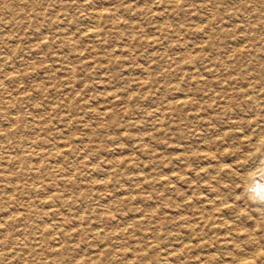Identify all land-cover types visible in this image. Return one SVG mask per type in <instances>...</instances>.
Here are the masks:
<instances>
[{"label": "rangeland", "instance_id": "obj_1", "mask_svg": "<svg viewBox=\"0 0 264 264\" xmlns=\"http://www.w3.org/2000/svg\"><path fill=\"white\" fill-rule=\"evenodd\" d=\"M260 141L264 0H0V264H264Z\"/></svg>", "mask_w": 264, "mask_h": 264}, {"label": "bare ground", "instance_id": "obj_2", "mask_svg": "<svg viewBox=\"0 0 264 264\" xmlns=\"http://www.w3.org/2000/svg\"><path fill=\"white\" fill-rule=\"evenodd\" d=\"M2 81V80H1ZM181 105H182V111L180 112V116L182 117V119L183 120H192V119H194V118H197V115H196V113H194V114H192V116H194V115H196V116H194V117H192L191 115H189V114H186L185 112H186V110H189V109H196V106H194V104H190L189 102H187L186 100H183L182 101V103H181ZM234 107V106H233ZM230 108H232V104L231 103H229L228 104V107H227V110H229L230 111ZM70 111L72 112V113H75L76 112V109L74 108V106L73 105H71L70 106ZM199 110H197V112H198ZM174 112V111H173ZM231 113V112H230ZM107 115L106 114H104V117H106ZM13 117V116H12ZM159 117V116H158ZM19 121V119H15V121L14 122H18ZM202 121V120H201ZM22 123V122H21ZM206 123V122H205ZM213 124V123H212ZM235 124H237V125H240L241 123L240 122H236ZM210 125V124H209ZM241 130V129H240ZM206 131V130H205ZM242 131V130H241ZM204 133V132H203ZM208 133V132H207ZM210 134V133H209ZM27 137V136H26ZM246 137V136H245ZM244 137V138H245ZM242 142V141H241ZM245 142V140H243V142L242 143H244ZM264 144V142L263 141H260L259 142V145L260 146H262ZM68 151V150H67ZM60 154H64V153H62V152H59L57 155H60ZM206 154V153H205ZM225 156V155H224ZM196 158H197V156H196ZM207 158H208V156H207ZM211 158V157H210ZM248 159H249V156L247 157ZM17 159L18 160H21V164H23V169H24V171L27 169V162H28V160H27V158H18L17 157ZM88 159V158H87ZM198 159V158H197ZM200 159V158H199ZM205 160V159H204ZM211 160V159H210ZM119 161V160H118ZM26 167V168H25ZM262 172L264 173V168H262ZM177 175V174H176ZM205 176V175H204ZM21 177V176H20ZM166 178H167V176H166ZM243 179V178H242ZM248 180V179H247ZM246 181V180H245ZM255 182V181H254ZM260 182V181H259ZM256 183V182H255ZM251 184V183H250ZM264 184V183H263ZM166 185H169V183H167ZM252 185V184H251ZM255 185V184H254ZM254 185H252L251 186V189L249 190V191H251V195H252V197H254V195L255 194H253V193H256L257 191L254 189V187H256V186H254ZM259 184H257V186H258ZM250 188V187H249ZM261 190V189H260ZM255 198V197H254ZM202 199V198H201ZM224 205L225 204H223L222 206L224 207ZM222 207V208H223ZM229 209V208H228ZM169 211H170V209H169ZM16 214V213H15ZM218 218V217H217ZM178 220H180V219H178ZM213 220H215V219H213ZM197 221V220H196ZM198 222V221H197ZM196 225V224H195ZM217 226H219V225H217ZM223 226V225H222ZM224 227V226H223ZM222 227V228H223ZM92 228V227H91ZM217 228V227H216ZM213 232H214V230H213ZM57 233V232H56ZM52 236V235H51ZM58 247V246H57ZM132 247V246H131ZM134 247V246H133ZM139 247V246H138ZM155 247V246H154ZM84 248V247H83ZM133 249V248H132ZM226 249V248H225ZM183 250H185V251H188L189 250V248H184ZM195 250V249H194ZM230 250V249H229ZM141 251V250H140ZM101 252H102V250H101ZM158 252H159V250H158ZM174 252V251H173ZM188 252H190V250L188 251ZM187 252V253H188ZM60 253H61V251H60ZM65 253H66V251H65ZM68 253H70V252H68ZM142 253V252H141ZM172 254V253H171ZM107 255V254H106ZM119 255H120V253H119ZM125 255V254H124ZM139 255V254H138ZM152 255V254H151ZM170 255V254H169ZM188 255V254H187ZM194 255V254H193ZM126 257V256H125ZM160 257V256H159ZM189 258H183L182 259V261L180 262L179 260V262L180 263H178V264H199V262H196L195 261V258H196V256H188ZM264 257V256H263ZM70 258V257H69ZM172 258V257H171ZM217 258V257H216ZM253 258V257H252ZM122 259H126V258H122ZM139 259V257L138 256H132V258L130 259V261H128L129 262V264H134L135 262H136V260H138ZM156 259V258H155ZM259 259H260V257H259ZM67 260H70V259H67ZM105 260V259H104ZM103 260V261H104ZM107 260V259H106ZM113 260H114V258H113ZM115 260H117V258L115 259ZM124 261V260H123ZM142 261V260H141ZM15 262V261H14ZM88 262V261H87ZM113 262V261H112ZM246 262V261H245ZM264 262V261H263ZM25 263V262H24ZM62 263V262H61ZM154 263V262H153ZM205 263V262H204ZM123 264V263H122ZM208 264V263H207ZM214 264V263H213Z\"/></svg>", "mask_w": 264, "mask_h": 264}]
</instances>
